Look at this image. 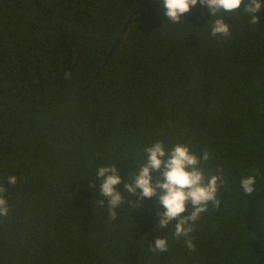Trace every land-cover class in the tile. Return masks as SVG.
<instances>
[{
	"label": "trees",
	"instance_id": "trees-1",
	"mask_svg": "<svg viewBox=\"0 0 264 264\" xmlns=\"http://www.w3.org/2000/svg\"><path fill=\"white\" fill-rule=\"evenodd\" d=\"M141 1L0 0V184L9 207L0 264H264V7L257 25L222 13L231 37L218 39L206 6L175 24L162 0H149L91 80ZM156 140L206 149L205 177L223 172L193 251L173 235L175 220L157 226L158 196L123 192ZM108 165L124 196L115 220L107 201L98 204L96 170ZM252 172L256 191L245 194L239 180ZM158 236L169 247L154 254Z\"/></svg>",
	"mask_w": 264,
	"mask_h": 264
},
{
	"label": "clouds",
	"instance_id": "clouds-1",
	"mask_svg": "<svg viewBox=\"0 0 264 264\" xmlns=\"http://www.w3.org/2000/svg\"><path fill=\"white\" fill-rule=\"evenodd\" d=\"M198 3L208 8L211 21L208 23L209 35L218 39L231 37L230 25L224 22L222 13L242 12L247 15L251 25H257L259 17L254 14L264 7V0H162L167 21L175 24H182L181 16ZM241 4H243V11H240ZM143 151L146 159L134 172L130 173L132 178L124 184L123 192L126 191L129 196H139V198L158 196V205L164 209L163 212L157 213L159 229L175 220L173 235L177 239L183 238V243L189 251L195 250L191 234L201 215L207 212L209 204H219L216 194L226 183L223 172L217 171L216 174L206 178L200 165L201 162L209 161L211 154L205 149L197 155L187 143L177 142L168 148L162 140H156L151 146H146ZM154 171L161 174L155 181L151 175ZM118 172L119 169L115 165L101 166L96 170V177L101 181L100 195L103 197L98 204L103 206L107 201V209L112 220L117 217L114 209L122 202L124 203V196L114 187L121 183ZM257 180L256 172L242 175L239 187L245 194H250L256 191ZM16 182L15 175L8 176L9 185H14ZM137 189L140 190L139 193ZM5 192V186L0 184V217H7L9 214ZM129 203L132 204L131 201ZM132 205L137 207L135 204ZM188 205L191 206V211L187 216L182 215ZM168 247V237L158 236L148 250L154 254L163 253L168 250Z\"/></svg>",
	"mask_w": 264,
	"mask_h": 264
},
{
	"label": "water",
	"instance_id": "water-1",
	"mask_svg": "<svg viewBox=\"0 0 264 264\" xmlns=\"http://www.w3.org/2000/svg\"><path fill=\"white\" fill-rule=\"evenodd\" d=\"M149 0H142L139 5L132 11L131 15L128 17V19L126 20V22L124 23L122 29L120 30L119 34L117 35L116 39L114 40L108 54L106 55L103 63L101 64V66L99 67V69L94 73L93 77L91 80H93L98 74L99 72L104 68V66L106 65V63L108 62L109 58L111 57L112 53L114 52V50L116 49L120 39L123 37L124 33L126 32V30L128 29L129 25L132 23V21L134 20V18L140 13L141 9L143 8V6L148 2ZM89 84V83H88Z\"/></svg>",
	"mask_w": 264,
	"mask_h": 264
}]
</instances>
